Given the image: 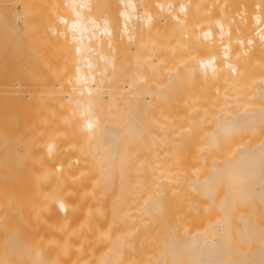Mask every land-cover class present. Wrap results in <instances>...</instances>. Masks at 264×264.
<instances>
[{"label":"bare ground","instance_id":"obj_1","mask_svg":"<svg viewBox=\"0 0 264 264\" xmlns=\"http://www.w3.org/2000/svg\"><path fill=\"white\" fill-rule=\"evenodd\" d=\"M0 264H264V0H0Z\"/></svg>","mask_w":264,"mask_h":264}]
</instances>
